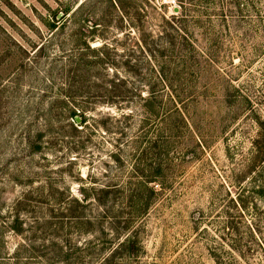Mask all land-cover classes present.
I'll use <instances>...</instances> for the list:
<instances>
[{
	"label": "rangeland",
	"instance_id": "374dc122",
	"mask_svg": "<svg viewBox=\"0 0 264 264\" xmlns=\"http://www.w3.org/2000/svg\"><path fill=\"white\" fill-rule=\"evenodd\" d=\"M263 137L264 0H0V264H102L145 176L114 264H264Z\"/></svg>",
	"mask_w": 264,
	"mask_h": 264
},
{
	"label": "trees",
	"instance_id": "16d2710c",
	"mask_svg": "<svg viewBox=\"0 0 264 264\" xmlns=\"http://www.w3.org/2000/svg\"><path fill=\"white\" fill-rule=\"evenodd\" d=\"M118 2V0H117ZM105 47V45H104ZM95 52L98 51L96 48H91ZM164 80V78H163ZM70 86L69 88H71ZM158 96L155 92H150L147 96H143L142 99L144 100L145 108L154 107L157 101H152L156 99ZM170 99L174 103L173 110L180 112L181 108H179V103L181 104V98L179 96H175L174 94H170ZM161 103V102H160ZM158 109H161V105L158 106ZM153 108L151 109V111ZM84 121V117H82ZM262 134V133H261ZM262 137V135H261ZM264 138V137H263ZM259 140H256V148L261 149L263 148L258 146ZM151 177L145 176L142 181L138 184L136 191H133L130 194L131 198H135L141 203L139 206H128L126 203L124 205L123 202L118 203L117 200L119 198V194L121 193V189L114 188L112 184L104 185L102 188H94L93 198L94 201L99 204L104 212V216L108 219L110 223L111 229H113V236L114 239L119 240L118 244L114 246L112 254L107 257L102 264H114V260L119 257L118 255L126 253L128 250H131L135 247L137 241V233L132 225V220L138 219L141 215L148 211V203L145 200V191H151L152 194L156 192L154 186H149L150 183L155 182V184H161L162 182H157L158 180ZM87 197L83 199V201H87ZM146 201V202H144ZM146 203V204H144ZM79 220V219H78ZM134 229V230H133ZM130 247H132L130 249Z\"/></svg>",
	"mask_w": 264,
	"mask_h": 264
},
{
	"label": "water",
	"instance_id": "95a60500",
	"mask_svg": "<svg viewBox=\"0 0 264 264\" xmlns=\"http://www.w3.org/2000/svg\"><path fill=\"white\" fill-rule=\"evenodd\" d=\"M76 120H77L78 122H80L81 119H80V117H76Z\"/></svg>",
	"mask_w": 264,
	"mask_h": 264
}]
</instances>
